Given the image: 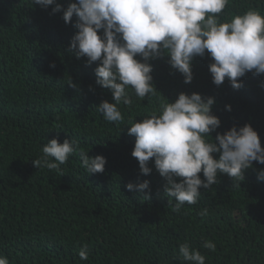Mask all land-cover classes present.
Wrapping results in <instances>:
<instances>
[{
	"label": "trees",
	"instance_id": "1",
	"mask_svg": "<svg viewBox=\"0 0 264 264\" xmlns=\"http://www.w3.org/2000/svg\"><path fill=\"white\" fill-rule=\"evenodd\" d=\"M55 2L61 11L53 13L54 5L0 0V256L9 264H190L179 254L187 243L205 264H264V180L258 179L264 164L253 161L240 181L218 174L217 183L199 189L196 204L175 212L154 161L148 175L140 173L128 134L132 123L158 115L162 103L195 92L214 98L211 114L220 120L206 139L215 142L217 132L247 124L264 148V74L246 73L239 89L227 78L217 86L206 51L191 61L193 79L185 84L169 57L158 56L147 61L155 94L141 101L129 88L132 104L117 106L123 120L108 122L96 110L101 101L114 102L96 84L100 61L88 65L69 48L78 18L66 24L62 16L76 0ZM250 9L264 16V0H229L218 22ZM53 138L77 141L76 151L59 170L35 168L32 160ZM81 152L105 157L104 171L88 174ZM145 180V193L125 187ZM205 208L208 214L198 215ZM205 241L215 250L204 248ZM85 247L88 259L81 260Z\"/></svg>",
	"mask_w": 264,
	"mask_h": 264
},
{
	"label": "clouds",
	"instance_id": "2",
	"mask_svg": "<svg viewBox=\"0 0 264 264\" xmlns=\"http://www.w3.org/2000/svg\"><path fill=\"white\" fill-rule=\"evenodd\" d=\"M42 8L54 5L52 12L61 11L55 0H32ZM229 0H76L63 11L67 24L75 14L77 32L69 48L77 58L86 57V63L100 61L95 68L96 84L109 89L112 101H101L96 110L108 122H120L123 116L118 109L121 103L132 104L128 89L131 88L141 101L155 94L152 85L151 65L147 62L167 55L169 64L184 77V83L193 79L191 61L203 57L207 51L212 59L208 65L212 82L219 86L227 78L234 89L242 84L238 78L248 72L264 74V16L248 10L243 15L232 16L229 22H218L219 15ZM103 30V36L98 35ZM140 56L144 62L135 59ZM54 67V65H50ZM264 86V85H262ZM214 98L198 93H180L172 103H162L159 114H152L128 127V134L135 137L131 155L138 161L140 173L148 175L150 160L165 179L163 186L167 197L175 198L173 211L179 212L187 203L196 204L199 189H209L217 183L218 174L243 179V171L252 162L264 164V148L256 131L250 125L231 127L223 134L216 133L215 142L208 140L211 132L220 126V120L211 114ZM225 109L230 111V106ZM211 138V137H210ZM77 141L48 140L42 155L33 159L35 168L59 170L77 148ZM218 153V159H214ZM50 158H54L53 162ZM82 167L88 174L102 173L106 158H94L80 153ZM202 172L204 179L200 177ZM180 178L176 182L174 178ZM264 180V170L258 174ZM128 191L145 193L147 180L125 185ZM146 199L147 195H144ZM208 210L198 215L206 216ZM203 247L215 250V244L205 241ZM179 254L190 264H205V256L179 245ZM81 260L88 259L87 249L79 253ZM0 264H9L0 256Z\"/></svg>",
	"mask_w": 264,
	"mask_h": 264
}]
</instances>
